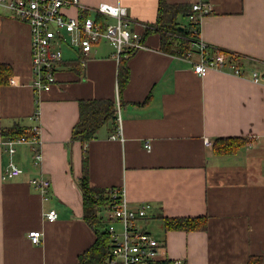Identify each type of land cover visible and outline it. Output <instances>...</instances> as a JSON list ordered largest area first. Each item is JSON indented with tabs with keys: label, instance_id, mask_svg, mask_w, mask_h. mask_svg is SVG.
I'll return each instance as SVG.
<instances>
[{
	"label": "crops",
	"instance_id": "crops-1",
	"mask_svg": "<svg viewBox=\"0 0 264 264\" xmlns=\"http://www.w3.org/2000/svg\"><path fill=\"white\" fill-rule=\"evenodd\" d=\"M196 1L211 6L200 18L199 40L239 56L244 76L211 70L200 77L184 58L161 51L159 34L143 27L155 24L159 0H79L87 10L101 3L126 9L143 44L124 58L128 81L119 91L120 58L101 41L83 64L79 52L62 48L55 82L35 93L29 27L0 9V63L12 69L0 89V142L14 126L27 135L37 127L42 154L35 165L29 145H17L12 156L0 147V264H77L95 241L77 185L83 150L71 131L79 101L106 98L119 104L123 141L109 139L110 122L97 131L84 147L88 182L122 190L130 209L150 205L135 226L163 246L158 262L264 264V81L250 78L253 70L264 73V0H164ZM176 22L188 24L186 15ZM232 137L249 141L233 155L212 152L216 138ZM9 162L22 173L1 180ZM39 175L49 182L44 196L29 184ZM48 210L54 221L43 217ZM197 217L206 218L204 231L164 230L166 218ZM32 230L42 233L37 245L27 237Z\"/></svg>",
	"mask_w": 264,
	"mask_h": 264
},
{
	"label": "built area",
	"instance_id": "built-area-1",
	"mask_svg": "<svg viewBox=\"0 0 264 264\" xmlns=\"http://www.w3.org/2000/svg\"><path fill=\"white\" fill-rule=\"evenodd\" d=\"M81 9L77 15L68 14L70 9ZM0 9L8 12L15 20L24 22L30 30V69L31 85L34 92L47 90L55 82V73L62 58V48H71L79 52L80 63L99 42L111 45L117 58H125L131 52L143 48L141 35L130 29L127 11L119 5L98 4L87 10L79 6V0H0ZM209 3L196 1L190 5L186 15L189 24H199L200 18L209 14ZM145 31L153 29L143 26ZM198 36V33H197ZM210 50L212 53H210ZM193 55L197 59L192 60ZM232 55L211 48L199 40V36L191 40L190 50L184 59L192 65L193 73L204 76L211 70L224 71L235 76H244V70L234 60ZM234 55V54H233ZM250 78L254 82L264 81V73L253 70ZM119 104L115 102L116 129L109 139L123 141L121 124L118 115ZM35 112V118H37ZM28 137L21 136L13 140H1L0 147L9 156L15 152V147L21 144L30 146L33 164L39 165L42 160L40 150L39 129L33 127ZM205 145H210L204 140ZM146 148H149L147 145ZM22 173L13 162L3 169L1 180L14 178ZM29 184L43 196L47 194L49 182L41 175L29 180ZM112 197H120V202L103 207L104 220L107 221L106 232L111 241L109 262L113 264H155L161 258L163 246L150 234L139 230L135 223L145 218L150 209L149 204H140L135 209L127 207L123 191L113 190ZM47 221L57 217L54 210L43 213ZM118 227H115V224ZM32 244L41 242L42 233L32 230L27 233ZM172 264H182L174 260Z\"/></svg>",
	"mask_w": 264,
	"mask_h": 264
},
{
	"label": "trees",
	"instance_id": "trees-1",
	"mask_svg": "<svg viewBox=\"0 0 264 264\" xmlns=\"http://www.w3.org/2000/svg\"><path fill=\"white\" fill-rule=\"evenodd\" d=\"M190 6L168 5L164 0H159L157 17L152 25L154 32L159 34L161 51L184 58L190 50L191 40L197 36L198 26L187 24L181 26L176 22L178 15H187ZM179 27L183 31L178 30ZM153 29L146 30L147 32ZM210 53L212 51L210 50ZM230 60H234L241 66V58L237 55H230ZM77 63V62H76ZM12 76V69L9 65L0 63V89L7 85ZM118 89L121 91L128 81V72L124 58L119 59ZM78 120L71 131V141L78 142L83 150L81 162V175L77 180V185L83 198L84 218L95 228L96 238L93 244L79 257L77 264H105L110 257L111 241L103 220L97 217L100 208L120 202V197H112V191L116 189L94 188L88 182V163L84 147L87 143L96 138L97 131L109 122L115 130V102L110 99H89L79 101ZM21 136L28 137L20 127L3 131L2 140H13ZM248 138H216L212 143V152L217 156L233 155L248 143ZM118 191V189H117ZM165 231H204L206 229V218H166L163 220ZM155 264H170L169 262H157Z\"/></svg>",
	"mask_w": 264,
	"mask_h": 264
},
{
	"label": "rangeland",
	"instance_id": "rangeland-1",
	"mask_svg": "<svg viewBox=\"0 0 264 264\" xmlns=\"http://www.w3.org/2000/svg\"><path fill=\"white\" fill-rule=\"evenodd\" d=\"M188 22V21H187ZM184 23H185V21H184ZM185 26H188L187 24H185ZM101 212H102V209L100 210V213L98 214V218H100L102 215H101ZM103 218H104V216H103ZM154 233V232H153Z\"/></svg>",
	"mask_w": 264,
	"mask_h": 264
},
{
	"label": "water",
	"instance_id": "water-1",
	"mask_svg": "<svg viewBox=\"0 0 264 264\" xmlns=\"http://www.w3.org/2000/svg\"><path fill=\"white\" fill-rule=\"evenodd\" d=\"M178 30H179L180 32H182V31H183V28H182V27H179Z\"/></svg>",
	"mask_w": 264,
	"mask_h": 264
}]
</instances>
